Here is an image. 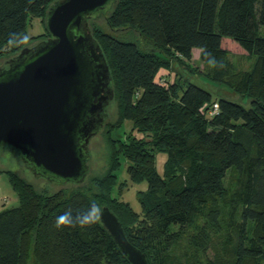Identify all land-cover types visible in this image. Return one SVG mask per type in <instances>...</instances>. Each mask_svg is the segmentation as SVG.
<instances>
[{"label": "trees", "instance_id": "1", "mask_svg": "<svg viewBox=\"0 0 264 264\" xmlns=\"http://www.w3.org/2000/svg\"><path fill=\"white\" fill-rule=\"evenodd\" d=\"M53 1L0 0V60L29 46L28 19L45 27ZM104 18L109 28H129L152 43L141 51L89 21L117 103V120L107 130V168L53 192L0 171L18 199L0 211V264H129L99 219L103 206L148 264H264V0H115ZM223 37L253 58L250 69L234 70ZM193 48L210 65V78L248 98V108L178 77L156 81L172 60L190 61ZM213 103L218 107L210 115ZM125 120L130 130L113 136ZM160 153L166 156L161 173ZM124 164L127 179L118 183ZM143 181L136 211L120 196L127 183ZM116 186L120 195L113 197ZM186 228L197 231L188 241L201 252L210 231L220 232V252L215 248L205 262L196 251L177 254Z\"/></svg>", "mask_w": 264, "mask_h": 264}, {"label": "water", "instance_id": "2", "mask_svg": "<svg viewBox=\"0 0 264 264\" xmlns=\"http://www.w3.org/2000/svg\"><path fill=\"white\" fill-rule=\"evenodd\" d=\"M114 1H53L44 19L48 37L0 65V148L19 155L39 177L79 184L89 170L88 142L114 98L89 21L105 15ZM98 216L129 264H148L107 206Z\"/></svg>", "mask_w": 264, "mask_h": 264}, {"label": "rangeland", "instance_id": "3", "mask_svg": "<svg viewBox=\"0 0 264 264\" xmlns=\"http://www.w3.org/2000/svg\"><path fill=\"white\" fill-rule=\"evenodd\" d=\"M106 13L105 15H101L100 17L96 18V20H94L93 23H91L90 21L91 26H93V28L94 27L100 28L104 32H108L112 34L118 40L133 42L137 45V47L141 51L148 50L150 47H152V43L149 37L146 35H142L137 31L131 30L129 28H119V29L109 28L104 18L106 16ZM26 31L28 38L31 37L29 38V40H27V42L29 41V46L32 45L31 43L32 40L33 41L37 40V38H34L35 36L38 35L45 36L47 34L43 23L37 17L28 19ZM263 33H264V29L261 34L264 35ZM221 44L222 47L228 50V57L229 60L232 62L235 71L248 70L251 68L253 64V58L248 57L246 52L234 40H232L229 37H223ZM7 58L8 57L4 56V58L0 60V65L4 64ZM165 69L166 68H162L160 70H165ZM169 69H170L169 73L164 74L166 83L171 82L178 77V79L184 81V83L191 82L194 83L195 85H198L204 89L209 90L213 98L229 99L237 103H240L245 108H248L250 106L248 98L243 97L238 92L229 88L225 83L216 82L210 78V76L208 75L210 71V65L201 61V59L199 58V53L197 54L196 51H194L192 59H190V61L182 60L181 62H177L175 60H172ZM162 76H163L162 74L159 75V73H157L155 79L159 81ZM116 120H117V103L113 98L108 104L107 116L105 118V122L103 126L98 129V131L90 138L88 142L89 170L86 174V177L101 174L107 168L108 152H109L108 143H107V130L110 128L111 124L116 122ZM131 126H132L131 121L125 120L120 127H115L112 130V134L113 136L119 134L124 135L130 130ZM162 156H165V154H162ZM163 163H164V158L157 159L156 167L160 173L162 172ZM125 167L126 165L124 164L123 167L118 172V183L124 179H127ZM5 170H10L16 173L18 176L32 183L34 187L40 191L53 192L59 189L60 187L68 186L71 184V183L63 184L57 181L55 182L48 180L47 178L39 177L31 168V166L28 165L19 155L11 152L8 148L5 149L0 148V171H5ZM229 178H230V173L226 175L224 182L227 183L229 181ZM126 188L127 189H125L122 195L120 196V199L124 201H128L134 210L136 211L140 210V205L137 200L136 192L138 190H145L147 188V182L143 181L137 184L129 182L127 183ZM117 190H118L117 186L113 188L112 190L113 197L120 195L117 192ZM17 204H18L17 194L9 182L7 173L0 172V211L5 208L17 206ZM185 232L186 235L182 239L180 247L175 250L177 254L182 255L186 251L189 253L196 251V254L198 255L197 259L199 261L205 262L207 258H213L215 248H217V250L219 251L220 249L219 244L221 237L220 232H217L215 234L212 231H210L209 233L210 237L206 238L203 242L206 246L204 252L195 250V246L190 244L188 241V237L192 234L193 235L197 234V231L195 229L186 228ZM26 264H36V262L34 261V259H31L30 262Z\"/></svg>", "mask_w": 264, "mask_h": 264}, {"label": "crops", "instance_id": "4", "mask_svg": "<svg viewBox=\"0 0 264 264\" xmlns=\"http://www.w3.org/2000/svg\"><path fill=\"white\" fill-rule=\"evenodd\" d=\"M194 51H196L197 54L200 53V50H199L198 48H193L192 51H191V58H192V56H193ZM158 73H159V75L162 74L163 77H164V74H165V73H169V70H168V69H167V70H166V69H165V70H159ZM156 81H157V80H156ZM159 155H160V156H159ZM158 157H159L160 159H161V158H162V159L164 158V161H165V159H166V156H162L161 153H160V154H157V156H156V164H157V159H159Z\"/></svg>", "mask_w": 264, "mask_h": 264}, {"label": "built area", "instance_id": "5", "mask_svg": "<svg viewBox=\"0 0 264 264\" xmlns=\"http://www.w3.org/2000/svg\"><path fill=\"white\" fill-rule=\"evenodd\" d=\"M159 83L164 84L165 83V78L161 77V79L159 80ZM217 107H218L217 103H213L211 108L209 109L208 113L210 115H212L217 110Z\"/></svg>", "mask_w": 264, "mask_h": 264}, {"label": "clouds", "instance_id": "6", "mask_svg": "<svg viewBox=\"0 0 264 264\" xmlns=\"http://www.w3.org/2000/svg\"><path fill=\"white\" fill-rule=\"evenodd\" d=\"M93 207H94V209H95V206H93ZM87 219H88V217L86 216V217H85V220H87Z\"/></svg>", "mask_w": 264, "mask_h": 264}]
</instances>
